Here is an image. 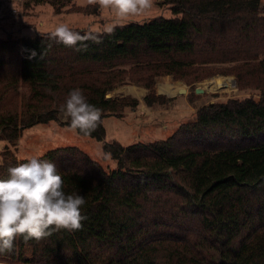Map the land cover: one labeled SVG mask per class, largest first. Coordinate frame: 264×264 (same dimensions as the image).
Segmentation results:
<instances>
[{
	"label": "trees",
	"instance_id": "trees-1",
	"mask_svg": "<svg viewBox=\"0 0 264 264\" xmlns=\"http://www.w3.org/2000/svg\"><path fill=\"white\" fill-rule=\"evenodd\" d=\"M166 3L174 17L118 24L102 43L88 41L81 51L56 43L51 32L0 38V140L16 148L34 125L70 126L60 109L76 88L102 111L88 135L99 141L107 135L106 117L139 106L131 96L108 98L119 85L147 88L144 100L153 107L166 103L155 87L158 77L195 83L233 74L240 89L260 97L205 105L168 139L150 145L105 143L118 162L114 170L77 146L48 151L39 159L55 164L66 194L84 197L87 219L80 230L39 241L17 237L0 263L264 264L262 0ZM25 162L6 146L0 179Z\"/></svg>",
	"mask_w": 264,
	"mask_h": 264
},
{
	"label": "rangeland",
	"instance_id": "rangeland-1",
	"mask_svg": "<svg viewBox=\"0 0 264 264\" xmlns=\"http://www.w3.org/2000/svg\"><path fill=\"white\" fill-rule=\"evenodd\" d=\"M262 6L264 7V0ZM0 11V38L3 39L34 38L38 34L52 32L59 24H67L71 29L97 32L103 31L106 24L118 25L144 22L156 17H174L166 0H152V7L145 15L124 21H116L114 13L102 8L96 0H8L0 2ZM214 79H227L231 86L214 88ZM171 83L176 85V89L168 87ZM125 85H119L120 93L115 92V96L125 92ZM156 86L158 94L166 97V103L148 107L145 100L142 103L139 101L136 109H125L123 117H106L104 127L107 135L103 141L81 135L68 125L52 121L25 129L16 148L7 141L0 140V155L8 146L16 153L19 161L24 162L30 157L40 158L56 148L77 146L106 169L114 170L118 167V162L104 151L105 143L117 141L125 147L136 143L150 145L168 139L180 125L194 120L198 109L205 105L226 102L232 98L260 97L259 92L254 89H240L233 74H218L195 83L164 76L158 77ZM179 87L186 88L188 93L178 94ZM197 88H203L205 92L197 93ZM25 91V88L20 89L22 93ZM109 96L113 98V95ZM61 120L67 121L63 116ZM26 255L29 257L30 252L27 251Z\"/></svg>",
	"mask_w": 264,
	"mask_h": 264
},
{
	"label": "clouds",
	"instance_id": "clouds-1",
	"mask_svg": "<svg viewBox=\"0 0 264 264\" xmlns=\"http://www.w3.org/2000/svg\"><path fill=\"white\" fill-rule=\"evenodd\" d=\"M102 8L110 9L116 21L140 17L152 7V0H96ZM116 24H106L102 33L72 30L67 24H59L49 34L58 44L75 51L86 49L88 41L102 43V35H112ZM79 45V46H78ZM36 53L32 52V57ZM31 58V57H30ZM43 58V53L40 55ZM73 130L85 136L91 134L101 122V109L87 102L81 89L68 93L60 109ZM9 178L0 179V255L14 250V241H37L53 232L80 230L81 208L86 203L80 194H66L64 181L55 164L30 157L27 162L8 169Z\"/></svg>",
	"mask_w": 264,
	"mask_h": 264
},
{
	"label": "crops",
	"instance_id": "crops-1",
	"mask_svg": "<svg viewBox=\"0 0 264 264\" xmlns=\"http://www.w3.org/2000/svg\"><path fill=\"white\" fill-rule=\"evenodd\" d=\"M156 83H158V78H157V82ZM124 87L126 88V90H125V92H122L120 95H118L119 97L125 96V95H131L134 98L138 99L141 103L144 102V98L149 93V90L147 88H145L143 86L135 85V84L125 85ZM175 88L176 87H174L173 90ZM156 89H157V86H156ZM178 89H180V87ZM119 90H121V88L118 86V88H115L113 91H111L108 94V98H112V96H109V95H113V98L114 97H118V96H115L114 93L117 92V91H118V93H120Z\"/></svg>",
	"mask_w": 264,
	"mask_h": 264
},
{
	"label": "bare ground",
	"instance_id": "bare-ground-1",
	"mask_svg": "<svg viewBox=\"0 0 264 264\" xmlns=\"http://www.w3.org/2000/svg\"><path fill=\"white\" fill-rule=\"evenodd\" d=\"M212 84H213L214 88H218V89L222 88V87H230L231 86L227 79H214ZM161 85L164 86L163 83H161ZM168 87L173 89L174 87H176V85L174 83H171V85Z\"/></svg>",
	"mask_w": 264,
	"mask_h": 264
},
{
	"label": "water",
	"instance_id": "water-1",
	"mask_svg": "<svg viewBox=\"0 0 264 264\" xmlns=\"http://www.w3.org/2000/svg\"><path fill=\"white\" fill-rule=\"evenodd\" d=\"M196 92L197 93H204L205 92V90L203 89V88H197L196 89ZM186 93H188V90L186 89V88H180L179 90H178V94H186Z\"/></svg>",
	"mask_w": 264,
	"mask_h": 264
},
{
	"label": "built area",
	"instance_id": "built-area-1",
	"mask_svg": "<svg viewBox=\"0 0 264 264\" xmlns=\"http://www.w3.org/2000/svg\"><path fill=\"white\" fill-rule=\"evenodd\" d=\"M6 1H8V0H0V2H6ZM1 12V11H0Z\"/></svg>",
	"mask_w": 264,
	"mask_h": 264
}]
</instances>
